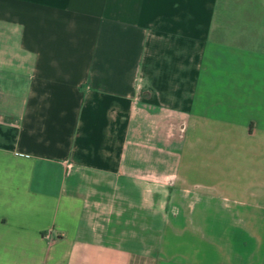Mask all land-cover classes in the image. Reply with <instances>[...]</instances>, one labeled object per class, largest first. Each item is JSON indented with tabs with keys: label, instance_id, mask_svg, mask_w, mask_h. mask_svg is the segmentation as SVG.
Here are the masks:
<instances>
[{
	"label": "crops",
	"instance_id": "0c3cea01",
	"mask_svg": "<svg viewBox=\"0 0 264 264\" xmlns=\"http://www.w3.org/2000/svg\"><path fill=\"white\" fill-rule=\"evenodd\" d=\"M0 264H264V0H0Z\"/></svg>",
	"mask_w": 264,
	"mask_h": 264
}]
</instances>
